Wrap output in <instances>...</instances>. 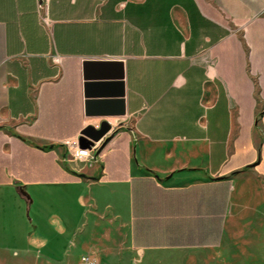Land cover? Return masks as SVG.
<instances>
[{"label":"crops","instance_id":"crops-1","mask_svg":"<svg viewBox=\"0 0 264 264\" xmlns=\"http://www.w3.org/2000/svg\"><path fill=\"white\" fill-rule=\"evenodd\" d=\"M102 122L98 154L68 162L61 141ZM249 174L264 181V0H0V204L39 209L9 250L52 256L51 193L116 223L98 258L217 247Z\"/></svg>","mask_w":264,"mask_h":264},{"label":"rangeland","instance_id":"rangeland-1","mask_svg":"<svg viewBox=\"0 0 264 264\" xmlns=\"http://www.w3.org/2000/svg\"><path fill=\"white\" fill-rule=\"evenodd\" d=\"M27 193L31 202L36 192L30 188ZM58 196L61 194H48L49 205H45L48 212L55 211V217L51 222L38 221L39 227L43 225L47 229L48 224L47 230L51 232L47 235L54 243L53 253L51 256L44 249L40 251L39 256L31 251L9 250L5 245L11 242V233L19 234L21 217L23 224L31 227L30 231L35 230L34 226L37 224L31 223L30 220L35 217L36 208L39 211L38 205H25L24 209L19 211L15 205L11 206L9 195H4L5 201L0 204V264H82V255L94 256L87 252L97 246L92 243L95 239L104 240L117 235L118 230L113 229L116 223L112 225L108 219L105 222H96L83 207L79 210H65V213L55 210ZM45 206L42 204L40 211L44 212ZM56 226L64 227L60 235L56 233ZM123 235L122 231L119 236ZM73 236L74 245L69 243ZM122 247L120 252L106 253L99 258L94 256L96 264H264V181L252 174L244 175L237 181L224 239L217 247L155 250L147 253L134 252L125 245ZM31 248L37 250L39 247Z\"/></svg>","mask_w":264,"mask_h":264},{"label":"built area","instance_id":"built-area-1","mask_svg":"<svg viewBox=\"0 0 264 264\" xmlns=\"http://www.w3.org/2000/svg\"><path fill=\"white\" fill-rule=\"evenodd\" d=\"M96 128L99 129L100 125H97ZM109 131L110 129L98 141H91L89 147L80 146L79 138L81 135L75 139L62 140L61 145H63L66 149V160L68 162H87L93 156V154H95V152L96 155L98 154L97 150L105 141V139L108 138L107 134ZM81 262L82 264H96V260L88 254L81 256Z\"/></svg>","mask_w":264,"mask_h":264},{"label":"water","instance_id":"water-1","mask_svg":"<svg viewBox=\"0 0 264 264\" xmlns=\"http://www.w3.org/2000/svg\"><path fill=\"white\" fill-rule=\"evenodd\" d=\"M110 129V126L106 123V122H102L100 124V128L99 129H95L93 127H88L86 129H84L81 132V136L79 138V143L80 146L82 147H89L90 146V142L91 141H98L101 137H103L107 131ZM109 139L106 138L105 141L103 142V144ZM100 151L97 150V153ZM25 194V193H24ZM26 195V194H25ZM28 197V195H26Z\"/></svg>","mask_w":264,"mask_h":264}]
</instances>
